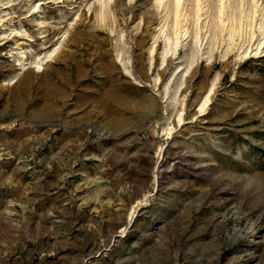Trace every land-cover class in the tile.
Instances as JSON below:
<instances>
[{
  "label": "rangeland",
  "instance_id": "1",
  "mask_svg": "<svg viewBox=\"0 0 264 264\" xmlns=\"http://www.w3.org/2000/svg\"><path fill=\"white\" fill-rule=\"evenodd\" d=\"M174 1L0 0V264H264V0Z\"/></svg>",
  "mask_w": 264,
  "mask_h": 264
},
{
  "label": "bare ground",
  "instance_id": "2",
  "mask_svg": "<svg viewBox=\"0 0 264 264\" xmlns=\"http://www.w3.org/2000/svg\"><path fill=\"white\" fill-rule=\"evenodd\" d=\"M174 2H175V11L179 12L181 2H180V0H175Z\"/></svg>",
  "mask_w": 264,
  "mask_h": 264
}]
</instances>
